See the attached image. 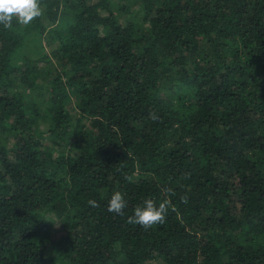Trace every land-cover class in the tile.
<instances>
[{
  "label": "trees",
  "instance_id": "1",
  "mask_svg": "<svg viewBox=\"0 0 264 264\" xmlns=\"http://www.w3.org/2000/svg\"><path fill=\"white\" fill-rule=\"evenodd\" d=\"M38 4L0 24V264H264V0Z\"/></svg>",
  "mask_w": 264,
  "mask_h": 264
},
{
  "label": "clouds",
  "instance_id": "2",
  "mask_svg": "<svg viewBox=\"0 0 264 264\" xmlns=\"http://www.w3.org/2000/svg\"><path fill=\"white\" fill-rule=\"evenodd\" d=\"M40 14L38 0H0V24L5 28L12 26L13 17H17L19 23L26 25ZM149 118L153 121L158 119L154 113H150ZM164 192L174 195L171 188H165ZM88 203L92 207L99 206L95 200H89ZM170 205L171 201L168 199L162 201L158 206L152 199H145L142 205L134 209V214L128 217L127 222L140 225L145 230L150 229L153 225L162 224L165 221ZM126 206L124 195L116 191L112 194L107 208L109 212L123 215Z\"/></svg>",
  "mask_w": 264,
  "mask_h": 264
},
{
  "label": "rangeland",
  "instance_id": "3",
  "mask_svg": "<svg viewBox=\"0 0 264 264\" xmlns=\"http://www.w3.org/2000/svg\"><path fill=\"white\" fill-rule=\"evenodd\" d=\"M60 230V223L58 221L53 222V232H58Z\"/></svg>",
  "mask_w": 264,
  "mask_h": 264
}]
</instances>
